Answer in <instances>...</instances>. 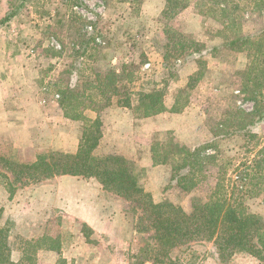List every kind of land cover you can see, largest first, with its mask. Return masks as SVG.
Instances as JSON below:
<instances>
[{
    "label": "rangeland",
    "instance_id": "374dc122",
    "mask_svg": "<svg viewBox=\"0 0 264 264\" xmlns=\"http://www.w3.org/2000/svg\"><path fill=\"white\" fill-rule=\"evenodd\" d=\"M189 1V6L177 14L163 17L165 0H27L0 26V202L4 204L0 209L2 215L5 209L12 218L11 213L24 209L19 224H13L9 217L2 223L1 215L0 226L7 229L3 264H39L38 258L56 264L60 257L66 264H264V254L261 258L248 252L229 255L207 240L179 245L163 254L154 238L152 219L140 204L122 196L114 201L113 224L101 231H94L85 222H63L60 211L56 215L48 210L39 214L50 221L35 232H44L41 237L60 244V252L39 246L36 242L41 237L29 225L26 201L33 186L55 176L37 180L17 164L32 163L36 156L49 151L76 152L85 125L83 118L93 119L94 107L99 110L109 97L111 104L98 112L102 136L93 153H119L131 160L141 173L145 191L156 203L168 200L190 211L192 196L207 199L215 185V167L208 168L205 182L185 194L170 180L169 165L153 164L150 146L165 140L168 133L189 148L205 144L213 139L212 130L233 119L237 110L251 111L253 102L248 99L249 91H244L250 83L241 72L248 68L253 55L248 50L222 46L220 15H201L194 7L196 0ZM244 1L249 4L238 12L242 18L237 16L234 25L249 35L264 28V6ZM15 3L18 1L0 0V19ZM177 33L220 48L213 55L204 54L205 70L189 90L187 105L180 112H170L178 91L197 69L187 51L178 59L164 56L170 38H176ZM94 42L101 46L99 54L94 53ZM109 68L121 76L117 94L104 84L95 95L96 72L104 74ZM67 86L74 90L75 101L62 105L60 91ZM153 89L163 90L168 111L138 118L130 108L117 103L125 93ZM74 113L80 116L78 120L71 117ZM5 116L10 119L2 121ZM251 130L258 137L250 142L239 135L219 139V162L227 170L229 189L234 186L248 211L264 218V182L248 172L257 151L254 144L264 146V120ZM69 176L94 182L93 176ZM47 184L45 192L55 193L56 186L50 181ZM59 194L75 200L82 192L59 190ZM83 203L87 202L79 203L82 217L85 210H93ZM40 250L52 251L53 255L37 256Z\"/></svg>",
    "mask_w": 264,
    "mask_h": 264
},
{
    "label": "trees",
    "instance_id": "16d2710c",
    "mask_svg": "<svg viewBox=\"0 0 264 264\" xmlns=\"http://www.w3.org/2000/svg\"><path fill=\"white\" fill-rule=\"evenodd\" d=\"M12 9L0 19V26L7 22L27 0H17ZM196 0L194 7L201 15H220L222 26L220 34L222 46L236 47L238 51L248 50L252 53V60L248 68L241 72L247 78L248 84L244 91L248 90V99L253 102V108L249 112L237 110L233 119L221 122L216 130H212L213 139L202 145L188 147L175 140L168 133L165 140L154 141L150 146L151 160L153 164H165L171 167L170 180L185 194H189L208 178V168L215 167L217 176L214 188L207 199L192 196L190 199V211H185L179 204L168 200L154 202L150 193L146 192L140 181L141 173L136 170L131 160L119 153L95 155L93 152L99 145L102 136V120L98 112L111 104L112 98H105V103L99 110H95L96 116L83 118L85 125L76 152L49 151L39 154L36 160L29 164H17L23 170L32 172L35 179L50 178L57 175H82L95 177L102 186L122 196L128 201L140 204L148 218L153 221L154 238L161 247V253L196 240L213 241L218 251H227L229 255L236 252H248L260 257L264 254V218L248 211L243 203V198L235 194L234 186L229 189L226 185L227 170L219 162V139L239 135L248 139V142L258 136L251 128L264 120V28H260L253 34H243L235 27L238 12L248 6L244 0ZM257 7L264 6V0H252ZM162 16L177 14L180 10L189 6V0H165ZM219 17V16H218ZM241 26V21H239ZM170 45L166 46L167 57L177 58L183 54L193 56L197 69L188 77V83L177 93L175 102L170 112H180L187 105L189 90L202 78L205 70L204 54L213 55L219 51V46L207 47L204 43L192 41L182 34L177 33L176 38H170ZM171 48V49H170ZM101 46L94 42V53L99 54ZM169 55V56H168ZM98 86L94 90L99 95L101 85L110 87L112 93L117 94V85L121 76L115 68L106 69L104 74L96 72ZM250 78V79H249ZM60 104L71 99L75 101L74 90L67 86L60 91ZM117 99V103L130 108L136 117L146 118L168 111L164 103L163 90L129 92ZM67 105V104H66ZM68 105H73L72 103ZM91 109V108H90ZM78 120L79 115L73 114ZM256 155L251 160L248 171L252 177L259 176L264 182V146L257 143ZM213 151V152H211ZM253 171V172H252ZM236 177L240 178L239 175ZM242 179V178H241ZM242 186V185H241ZM2 209H0V218ZM7 229L0 226V264L5 262L4 249ZM46 241H49L47 243ZM39 246L60 252V244L52 238L43 236L37 239ZM222 253H220V257ZM12 264V262H10ZM56 264H66V260L59 258Z\"/></svg>",
    "mask_w": 264,
    "mask_h": 264
},
{
    "label": "crops",
    "instance_id": "0c3cea01",
    "mask_svg": "<svg viewBox=\"0 0 264 264\" xmlns=\"http://www.w3.org/2000/svg\"><path fill=\"white\" fill-rule=\"evenodd\" d=\"M215 43L213 45H218L220 42H212ZM10 119L9 116H5L2 121ZM74 176L69 175H60L55 176L49 180L50 183L54 184L56 186V192L53 193V191H47L48 182H42V185H36L33 186V190L31 191L32 195L29 197V199L26 201L27 205V213H28V221L30 228L32 229V232L41 237L44 232L35 230L43 229L46 227L47 223L50 221V219L47 218H40L39 214L45 212L48 210L49 214H53L56 212L61 213L63 222L68 219L71 221H79V222H85L87 223L94 231H101L106 227L108 224H113L111 221L114 219L113 212L114 210V201L115 199H119V196L112 193L111 191H108L105 189L102 184L94 177V182H87L82 181ZM91 181V180H89ZM46 183V184H44ZM68 183V185H66ZM59 190L61 192H74L77 194V192H82V195L80 196V199H73L70 200L69 197H66V195L62 196V194H59ZM68 194V193H67ZM82 200L87 202L83 203L84 206L88 205L91 210H85L86 216L80 215V204L82 205ZM71 201V202H70ZM73 201V202H72ZM50 202V204H49ZM80 204H79V203ZM71 204L74 206L72 207ZM4 205L3 202H0V206ZM20 205L16 206V209ZM68 208L70 210H68ZM113 209V210H112ZM14 211V210H10ZM20 211H24L23 208L17 209L16 213H11L13 218L10 216H7L6 210L4 209L1 221L4 222L6 217H9V219L13 220V224H19L23 220L22 218L24 215ZM69 211V212H68ZM89 212V213H88ZM25 213V212H24ZM89 214V215H88ZM115 216V214H114ZM7 221V220H6ZM37 228V229H35ZM61 229V227H60ZM44 255L45 257H51L53 255L52 251L49 250H40L37 253V256ZM46 262L48 259H46ZM46 262H41L38 258L39 264H48Z\"/></svg>",
    "mask_w": 264,
    "mask_h": 264
}]
</instances>
